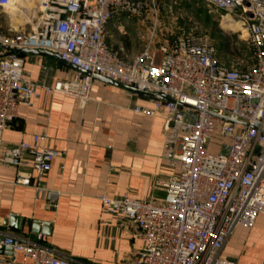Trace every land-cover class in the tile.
<instances>
[{"label":"built area","instance_id":"1","mask_svg":"<svg viewBox=\"0 0 264 264\" xmlns=\"http://www.w3.org/2000/svg\"><path fill=\"white\" fill-rule=\"evenodd\" d=\"M35 1L31 19L15 24L11 0H0V17L8 16V27L0 25V162L18 171L16 183L43 192L55 206L61 192L45 185L58 154L49 136L34 134L32 142L15 145L3 138L20 106L39 97L21 50L45 49L76 67L47 91L73 95L81 106L95 75L165 95L168 100L150 97L149 111L166 112V129L179 127L178 172L157 183L161 195L99 197L110 218L142 240L137 256L122 264H235L222 256L224 245L237 227H253L264 213V0H199L219 13L221 26L240 24L236 32L250 50L246 66L224 63L213 40L192 33L165 35L123 57L122 48L106 41L108 24L115 13L145 18L142 0ZM42 239V233L29 241L0 230V250L11 254L0 264H83L59 256Z\"/></svg>","mask_w":264,"mask_h":264},{"label":"crops","instance_id":"2","mask_svg":"<svg viewBox=\"0 0 264 264\" xmlns=\"http://www.w3.org/2000/svg\"><path fill=\"white\" fill-rule=\"evenodd\" d=\"M142 1L147 3L145 18L115 13L107 27V43L122 48L127 59L151 40L156 46L168 30L165 16L161 27L154 25L157 18L150 4L154 6L155 0ZM165 1L169 0H160ZM4 16L0 19L8 20ZM30 50L34 49L19 53L26 72L38 85L39 97L20 106L15 124L3 132V138L15 145L21 140L32 142L34 134H47L58 154L45 185L61 194L55 206H48L43 192L16 183L18 171L0 162V230L29 241H37V234L42 233L41 243L83 264H122L134 259L142 240L132 228L110 218L99 197L161 195L157 183L179 170L175 158L179 127L173 124L166 129V112L151 114L154 103L149 96L117 82L96 77L85 106L73 95L47 91L78 70L57 56ZM24 170L34 175L30 168ZM13 216L17 227L3 224ZM36 221L44 229V222L49 223L50 231L35 232ZM10 255L9 250H0V257ZM222 256L235 264H264V213L253 227L235 229ZM17 260H23L22 254H17Z\"/></svg>","mask_w":264,"mask_h":264},{"label":"rangeland","instance_id":"3","mask_svg":"<svg viewBox=\"0 0 264 264\" xmlns=\"http://www.w3.org/2000/svg\"><path fill=\"white\" fill-rule=\"evenodd\" d=\"M187 1L188 3H183L181 0H169L163 3L155 0L154 6H152L153 3L150 4L154 10V17L157 18L154 25L161 27L162 23L166 24L168 30H165L164 36L171 34L176 37L187 33L207 36L213 40L218 56L224 63L236 66L249 65L250 50L248 44L240 39L241 33L221 26V17L216 10L209 9L196 0ZM162 16L166 17L164 22H162ZM1 24L3 28L8 27L5 19H0ZM142 50L134 52L133 55ZM122 54L125 57V54Z\"/></svg>","mask_w":264,"mask_h":264},{"label":"bare ground","instance_id":"4","mask_svg":"<svg viewBox=\"0 0 264 264\" xmlns=\"http://www.w3.org/2000/svg\"><path fill=\"white\" fill-rule=\"evenodd\" d=\"M35 3V0H11L9 5V13L12 16L13 22L18 24L29 21L32 15L35 13ZM22 7L26 9L24 10ZM23 10L25 11V14L23 13ZM222 26L226 29H233L235 31L240 28V24L238 22L223 21Z\"/></svg>","mask_w":264,"mask_h":264},{"label":"water","instance_id":"5","mask_svg":"<svg viewBox=\"0 0 264 264\" xmlns=\"http://www.w3.org/2000/svg\"><path fill=\"white\" fill-rule=\"evenodd\" d=\"M30 51H32V52H36V53H39V52H41V53H44V54H52L53 56H57V58H59L61 61H63L58 55H56V54H53V53H51V52H49V51H46V50H42V49H34V50H30ZM64 62V61H63ZM74 67V66H73ZM76 68V67H75ZM102 78V79H106V80H109V81H112L111 79H109V78H106V77H104V76H101V75H95V78ZM114 82V81H113ZM118 83V82H117ZM125 86V85H124ZM128 88H131L132 90H134V91H136V92H138V93H141V94H144V95H146V96H149V97H153V98H158V99H162V100H168V97L167 96H165V95H162V94H156V93H151V92H147V91H142V90H139V89H137V88H134V87H131V86H128ZM9 221V222H8ZM17 219L13 216V217H11L9 220H4V222H3V224H8V223H10V225L11 226H15V227H17ZM44 224L48 227L50 224L49 223H47V222H44ZM41 226H40V222L38 221H36L35 222V224H34V231L35 232H39V231H42L43 230V232H45V233H47V232H49L50 230H49V228H40ZM8 249H10V248H8Z\"/></svg>","mask_w":264,"mask_h":264}]
</instances>
